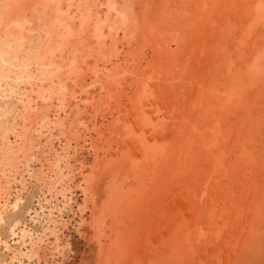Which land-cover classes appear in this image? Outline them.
Here are the masks:
<instances>
[{"label": "bare ground", "instance_id": "1", "mask_svg": "<svg viewBox=\"0 0 264 264\" xmlns=\"http://www.w3.org/2000/svg\"><path fill=\"white\" fill-rule=\"evenodd\" d=\"M22 1L0 0V28L4 26L0 33V98L11 99L12 93L19 90L21 107L19 111L16 109V116H11L13 121L18 119L17 127L11 132L0 129L4 141L0 149V173L4 181L0 185V230L8 206L14 210L22 204V196H16L11 205L8 204V198H5L8 186L20 166L28 169L29 164L38 159H35L40 147L37 142L43 137L45 151L53 153L52 162L44 150L40 153H44L49 167L58 169L56 179L60 180L62 193L80 190L83 199L77 206L81 213L90 207L88 204L92 205L89 226L100 244L101 262L112 264L117 259V264H132V257L136 258L133 248L123 249L121 244L124 241L114 248L101 244L106 218L119 223L125 217L128 222L135 220L133 227L125 231L128 236L135 235L130 243L139 245L136 249L140 247L143 255L151 256L148 259L150 264L172 263L171 259L174 263L216 264L221 260V263L228 264L231 249L222 251L226 246V233L230 235V243L232 236L246 239L254 211L245 206L247 201L244 204L243 198L248 195V199L251 196L264 197V177L254 166L248 167L251 163L247 156L242 153L234 156V146L230 144L233 129L220 127L224 117L219 114L223 111L220 109L231 102V108L224 109H229L227 113L230 114L235 109L243 110L247 119L244 121L240 115L243 124L252 118L257 119L254 111L246 108L248 98L242 90L246 86L249 89L259 85L264 91V0H196V11L203 14L195 17L201 21L200 27L212 36V44L208 47L205 46L210 38L208 35L209 38L200 40L197 33L183 39L185 43L179 45L177 39L180 35L173 36L174 33H168L163 26L148 21L150 9L154 6L148 2L153 0H27L29 6ZM136 2H143L141 12L134 9ZM228 3L234 6L238 3L242 7L240 16L237 12L239 27L235 23L241 29L240 35L236 33L237 37L226 33L223 23L212 18L215 13L211 9L225 4L229 6ZM225 6L224 20L229 21L227 17L231 12ZM28 13L31 18L27 17ZM169 14L168 20L171 18ZM192 18L190 22H193ZM32 20L36 22L33 31L29 26ZM245 20L249 21L247 25ZM187 21H180V25L186 26L183 29L191 24ZM137 32L143 36L141 49L150 48L152 51L151 59L146 57L143 49L144 54L139 58L120 57L119 36L130 40ZM249 36L256 37H253V45L248 44ZM26 38L34 46L33 50L24 48ZM173 42L181 47L180 52L173 54ZM230 45L234 47V57L232 54L228 57ZM200 47L202 50H198ZM24 49L26 56L21 55ZM191 54L196 59L192 69L184 61ZM173 55L182 83L190 76L194 77L193 82L201 83L199 89H193V94L189 93L191 87L181 90L176 85L178 79L173 61L171 64L168 61L167 69L165 63H161ZM127 78L134 84V92L124 103L119 97ZM221 78L223 83L218 80ZM239 97L243 101L241 106L234 103ZM14 108L12 105L4 116H10ZM99 115L101 120L98 123ZM212 116L214 120H211ZM240 118L234 121L235 130L239 131ZM106 119L107 123L104 122ZM9 133H16L19 139L16 145L9 142ZM54 140H57L58 149L54 147ZM84 151L92 154L91 165L78 158ZM74 156L75 163L70 164V158ZM245 160L249 163L243 168ZM259 164L264 167V161ZM39 172H42L41 168ZM249 172L251 175L247 174ZM261 177L263 181L258 182ZM76 178H79L77 182ZM94 181L104 186L108 184L106 200L101 206L92 190ZM133 181L135 185L131 183ZM50 182L53 183L52 179ZM254 206L258 211L261 205ZM19 221L12 218L8 223L9 232L14 233ZM2 240L0 232V242ZM36 254V250L31 252L29 258ZM118 259L122 261L118 262Z\"/></svg>", "mask_w": 264, "mask_h": 264}, {"label": "rangeland", "instance_id": "2", "mask_svg": "<svg viewBox=\"0 0 264 264\" xmlns=\"http://www.w3.org/2000/svg\"><path fill=\"white\" fill-rule=\"evenodd\" d=\"M141 1H143V0H141ZM145 1L148 2L149 0H145ZM165 1H166V3H169V4H167V6L170 7V8H167V6H165L166 3L164 4L163 3L164 2L163 0L162 1L161 0H159V1L158 0H153V1H149L148 2V3H151L150 5H152L154 3L153 4L154 6L151 7V9H150L148 21L151 20L154 25L156 24V25H159L161 27L163 26L164 28H166V30L168 31V33H170V32L174 33L173 36L180 35L178 37V39H177L178 42H179V45L181 43H185V40H183V39H185V38H188L189 39L190 36L192 37V35H196L197 33H198L197 34V38L198 39L200 38V40H201V38L202 39L209 38V37H207V35H208L207 34V30L205 28L200 27L201 21L198 19V17H195L196 15L199 16V15H202L203 14L200 11H196V7H195L196 5L194 3V2H196V0L195 1L194 0H165ZM185 1H186V3H184ZM22 2H26L27 3V0H24ZM224 3H226V2H224ZM29 4L30 3H27V6H29ZM162 4H164V5L162 6ZM237 4H235V6H234V5H229V3H228L229 6H225L226 5L225 4L222 7H219V8L217 7V8L211 9V11L213 13H215L214 16L211 15L212 18L215 17V19H217V20L219 19L218 20L219 23H223V25H224V28H223V26H222V28L224 30L226 29V33L231 34L232 36H236V33H237V36L240 35V30H241V29H239V28L236 27V24L238 26L239 21H240L239 20L240 17H238L239 18L238 19L237 16H238V13H239V16H240V11H241V8H242V7H239ZM224 6L226 8H228V11L229 12L232 13V14L229 13V16L227 17L228 19H230L229 21L228 20H224V17H225L224 12H223V7ZM233 6L236 7V8H234ZM143 7H144L143 6V2L142 3L141 2L140 3L136 2L134 9H136L137 12H141V10L143 9ZM175 9H177V10H175ZM188 9H190V10H188ZM194 9H195V11H194ZM234 9H235V11L233 12ZM171 10L174 12V14H173V12ZM188 11H190V12H188ZM184 12H185V14L183 15ZM169 13H171V15ZM181 13H182L183 17L181 15ZM168 14H169V18L171 16V18L169 20L167 19L168 18ZM27 15H28L27 17H30L31 18V15L29 13ZM173 15H175V16H173ZM179 15L181 17H179ZM186 16H189L190 18L189 17L187 18ZM175 17H177V18H175ZM157 18H159V19H157ZM181 18H183V19H181ZM191 18L194 19L193 22H190L191 21ZM160 19H162V20H160ZM185 19H187L191 24L187 21L190 25H188V27L186 29H183L186 26L183 27V25H180V21L181 22L182 21H185ZM163 21H165V22H163ZM167 21H169V22H167ZM247 21L245 20V22H246L245 25L248 24L249 21L248 22ZM194 23H196V24L194 25ZM228 24L230 26H228ZM35 25H36V22L34 20H32V23L29 25L30 28L32 29V31L34 29H36ZM233 26H235V28H236V29L234 28L235 30H232L233 29ZM3 27L1 26L0 33L4 29ZM196 27H197V29H196ZM192 30H194V32ZM141 34L142 33L137 32L135 34V37L133 39H130V40L129 39H124L121 36H119L118 42H117V47H118V49H120V57L123 58L124 56L125 57H128L129 56L128 58L130 59L133 56V57H136V58L138 57L139 58L142 54L145 53L146 54V57L148 59H151V57H152V51L150 50V48L145 49V51L147 50L148 52L147 51L145 52L143 48L142 49H143V52L144 53L141 51L142 50L141 47H143V45H144L143 39H142L143 36H141ZM144 34H146V33H143V35ZM208 36H210V35H208ZM211 37L212 36H210L209 40L207 41L208 44L206 43L205 46L209 45L210 43L212 44V38ZM253 37L254 36H249L248 37V39H249L248 44L250 43V45H253V43H252ZM27 38L24 39L26 41V44L24 45V48L26 50H28L29 48L31 50H33V47L34 46H32V45L29 44L28 39H30V38H28V39ZM33 38H36V37L34 36ZM254 38H256V37H254ZM171 44H172L171 45V49L174 48L173 49V54H175L176 52H180V48H181L180 46H176L174 44V42L171 43ZM230 47L232 48L233 46L230 45L229 48ZM202 48L203 47H200V48H198V50H202ZM229 48L227 49L228 50L227 52H230V53H228V57H232V56L234 57V56H236V54L234 52H232V51H234V47H233V49H229ZM25 49L21 53V55H23V56H26V52H25L26 50ZM230 54H232V56H229ZM174 56L175 55H173L167 61L164 60L161 63L163 64V62H164L165 65H166L165 68L167 69L168 61L170 62V64L173 61L172 65H174L173 68H174V71L176 73L175 76L178 79L176 81L177 82L176 85H179V87H180L181 90H184V89H187V88H190L191 87L189 89V93L191 94V92L193 91V89L194 90L195 89L197 90L202 85L199 82H193V80H195L193 76H190V79L192 78L191 80L189 79V80H186L185 82L182 83V80L180 79V76L181 75H178L177 74L178 73V71L176 70V65L177 64H176V62H174V58H175ZM191 59H193V61ZM195 60L196 59H195V57H192V54L189 56V58L187 56V59H184L186 65L190 66L191 69H192V67L194 68V65H196ZM165 65H163V66H165ZM158 67L160 68L161 67V64H159ZM31 70H32V68H31ZM196 76H197V74H196ZM200 76H203V75L201 74ZM165 77H167V75ZM200 79L202 81L203 78H200ZM218 80H219V82L223 83V81H222L223 79L222 78L221 79H218ZM189 82H190V85H189ZM133 85L134 84L131 82V79L130 78H127L126 83L124 84V90L122 92V96L119 97L121 100H123L124 103H126L127 99L133 95V92H134ZM191 85H193V86H191ZM260 85L262 86V84H260ZM194 87H196V88H194ZM246 87H248V86H246ZM246 87L243 88V90H242V92L244 91L245 94H246V96H247V98H248V99L245 100L246 105H247L246 108H249V110L254 111V114H255L254 117L257 118V119H253L252 118L251 120L246 121L250 125L249 127H247L248 123L243 124L242 121H241V118L244 119V121L246 119L244 117L245 114H244L243 110H238V109H235L234 110V108H232L234 110V113L233 112H232L233 114L232 113L231 114L230 113H227L229 111V109L226 110L224 108H231L232 105H229V104H231V102H229L231 100V98H230V100H227V102H229L227 104V107H224V108L220 109V110H223L224 111V112L222 111L219 114V117H222V118L224 117L223 118V122H222V126H220V127H222L223 129H227L229 127V130H232L233 129L232 130V138H231V143L230 144L232 146H234V149H232L234 151V156L236 154H239V153H242L245 156H247V161H249L251 163V165H248V167L254 166L256 168V171H258L261 175H263L262 177H264V167H260V164H259V162L264 161V96L262 95V94H264V91H263V89L259 85H253V87L250 86L249 89H247ZM255 89H257V90L255 91ZM18 92H20V91L19 90H15V94L12 93L11 99H9V98H0V105H1L0 106V129H1L2 132L5 129H9V132H11V130H12L13 127H17V124H18V121L17 120L18 119H16L15 121H13V117H11V116H14V115L16 116L18 114V111L21 108L20 105H19V103H18V96H19V93ZM192 94H193V92H192ZM16 97H17V100H16ZM234 101H235L234 103L236 105H240V106H241V103L243 102L242 99H240V97L237 98V99H234ZM238 101L240 103H238ZM250 102H252V103H250ZM11 104L13 106H15V108L13 110L14 112L10 116H8L6 118L4 116L5 111L7 113H9L8 110H11V106H12ZM196 110H199V109H196ZM259 113H261L262 116L259 115ZM227 115H229L230 117L229 118H225V116H227ZM240 115L242 116L241 118H240ZM216 118L217 117L215 115V119ZM238 118H240L239 121H240V124H241L240 125V128H238V129H240V131L239 130H235L236 129L235 128V126H236L235 124L236 123L234 121H238ZM100 120H101V115L98 116V123L100 122ZM211 120H214L213 116H212ZM104 122L107 123V119L104 120ZM19 123H20V121H19ZM251 123H255V124H252L254 126H252ZM232 139H233V142H232ZM8 140H9V142H12L13 145H16L19 142V139L16 137V133H14V134L13 133H9L8 134ZM241 141L243 143H241ZM54 142H55L54 143V147L58 149L57 140H54ZM43 143H44V138L43 137L42 138H39L38 139V142H37V145L40 146L39 149H38L39 152L34 151L35 154L37 152L35 159L37 157H38V159L37 160H34V162L30 163L29 166L27 167L28 169H26V167H23V166L21 167L20 166L18 168L17 174L15 175L14 181H11L10 182V185L8 186V190L7 191H9V192H7L6 195H5V198H8V204L11 205L12 201L14 200V198L16 196L17 197H21L22 196L21 197L22 198V204L20 205L21 207L19 206L18 208L14 209V210L13 209H10L9 208L10 206H8V208L6 209L7 210V212H6V215L7 216L5 215L6 218H4V220L2 221V225L3 226H2V230H0V232L2 233V239H3L2 242H0V258H1V261H2V262L0 261V264H60V263L61 264H105V261L104 262H101L102 260H100V256H101L100 255V251H99L100 250V244L93 237L94 230H92V228L89 226V223H90V220H91V215H90V212H89V210H90L89 208L92 207V205L91 204H88V207H89V205H90V207L87 208L84 212L81 213V212L78 211V209H79L78 206L80 205V203L82 202V199H83V195L80 192V190L79 189H75L73 192L65 191V192L62 193L63 188L60 186V180L59 179L58 180L56 179V178H58V175L56 174L58 169L56 170L55 169L56 167H54V168L49 167V164L44 160V158H45V156H43L44 153L43 152L40 153L41 150H44V152H46L45 151L46 149H45ZM3 146H4V141L0 137V149ZM237 146L239 148H237ZM88 153L89 152L84 151V153H82V155H79L80 157L78 156V158L83 159V161L85 162V164L91 165L92 162H93V156H92L91 153H89V154ZM46 154H47V157L50 158L51 159V162H52V158L51 157L53 156V153L46 152ZM61 155L63 156V153ZM252 157H254V158H252ZM72 158H70V164H74L75 163L74 162L75 159H76L75 156L72 157ZM0 159H1V155H0ZM71 160H73V161H71ZM247 161H246V163H244L245 165L244 164L242 165L243 168L247 167L246 164L249 163ZM253 162H254V164H252ZM256 165H257V167H256ZM39 168L42 169V172L41 173L39 172ZM29 169L31 170L30 172L28 171ZM32 170H33V172H32ZM49 171H50V173H49ZM32 173L33 174H36V176L37 175L38 176L37 177L36 176H33ZM49 174H50V176H49ZM247 174L251 175V172H249ZM44 175H45V177H44ZM46 175L49 176V177H47ZM229 177H230V175H227V178L228 179H229ZM41 178H43V179H41ZM227 178H226V182L228 181ZM0 179H1L0 180V185H2V183H4V181H3V178H2L1 173H0ZM51 179H52L53 183L50 182ZM78 179L79 178H76L75 182H77ZM260 179H258V182H262L263 181V178H262L261 181H259ZM21 180H23V181L20 182ZM55 181H58V182L56 183ZM95 183H97V184H95ZM131 183L135 185L134 181L131 182ZM57 184H59V185H57ZM22 185H24V186H22ZM105 185L106 186H104L103 184H99V181H96V182L94 181V183L92 184V190H94V193H95V195L97 197V200L99 199L97 201V203L98 204L100 203V206L106 200V194H107L108 184H105ZM259 185H262V183H259ZM58 188L60 189V191H59ZM61 195H62V197H61ZM246 195H248V194L246 193ZM98 196H100V197H98ZM261 197L262 196H260V197L251 196L250 199H248L249 198V195H248V197L246 196V199H245V197L243 198L244 204H245L246 201H247V203L249 202L248 204L246 203L245 206L248 205L247 208L250 207L251 210L254 211L253 215L255 217H253V215H252V218L250 217V220H252V221L249 220L250 223H252V225H250L251 230H249L248 228L246 230V232H247L246 233L247 234L246 236L247 237H245V238L247 239L248 242L246 241V239H243L244 237L234 238V236H232L230 238H232L231 240L234 241V242L231 241V243H230V239H229V236L230 235H229V233H226V235L228 237L226 238V241H225L226 242V246H223V250L222 251H225L227 249L228 252H229L230 249H231V251H230V254L231 255H229V257L231 259L228 262V264H243V262H244V264L245 263L246 264H253V263L254 264H264V239H263L264 238V202H262V200H261L264 197H262V198ZM254 199H256V200H254ZM263 201H264V199H263ZM261 202H262V204H261ZM257 203H259L262 206V207L260 206V208H259L258 211H257V208L254 206V204H257ZM260 212H261V214H259ZM11 217L12 218L14 217V218H17V219L20 220L19 221V224L16 227V229L14 230V233L13 234L11 233V231L9 232V230H8V226H9L8 223H11L12 222V218ZM255 218H256V220H255ZM82 219L85 220V222H83ZM122 219H124V220H123V222H119L120 223V225H119V223H116V222L112 221L111 218H106V221H104V231H103L104 234L102 235L103 237H101V240H102L101 241V244L102 245L109 244L111 247L114 248V247L117 246L118 243H120V241H122V242L124 241L123 242L124 244H121L120 243L123 246V249L126 248V247H128V248H133L132 249V252L133 251L134 252L136 251L135 252V255H134L136 258H133L132 257V260H133L132 264L133 263L134 264H138V262H142V261H145V262H147V264H150L151 263V260H148V259H150L151 256L148 255V257H147L144 254L147 257V258H144L145 256L142 254V252L140 250V247H138L136 249V247L139 246V245H136V244L133 245L134 243H130L129 240L132 239L135 235L134 236H130V235L128 236V233L127 234L125 233L126 230H128V229H130V228L133 227V225L135 224L133 222H135V220H133V221L132 220H129V222H128V220L125 217L122 218ZM126 220H127V222H126ZM77 223H79V224H77ZM81 223H82V225H81ZM259 223L262 226H260ZM121 224L122 225L124 224L125 226L122 227ZM258 226H259V229H258ZM21 227H23V228H21ZM75 227H76V230H75ZM253 227H254V229H253ZM25 229H27V230H25ZM230 229L231 228H229L228 230H230ZM259 230H261L263 233L261 231L259 232ZM77 231H78V233H77ZM116 231H118V232L116 233ZM24 232H25V235H24ZM113 232H115V234ZM133 232H135V229L133 230ZM248 236H249V238L251 236L252 237L249 239ZM111 237H112V240H110ZM116 237H117V240H116ZM113 240H114V243L115 244L113 243ZM240 240L242 241V244H241V241ZM243 240H245L246 242H244ZM116 241H118V242H116ZM213 241H214L213 243H215L216 240H213ZM259 241H261V242H259ZM234 243H236V244L233 245ZM243 243H245V247H244V244ZM247 243H248V245H247ZM230 244H232L233 247ZM256 246L259 247V248L257 249ZM238 247H239V250L237 249ZM242 248H243V250H242ZM35 250H36L37 254L35 256L29 258V255L31 254V252H33ZM235 250H236V252H235ZM213 251L215 252L216 250H213ZM251 251H252V253H254L253 254L254 256L252 255ZM102 252H103V250H102ZM236 253H238V254H236ZM128 254H130V253H128ZM130 255L128 256L129 258H130ZM244 255H245V257L243 259V256ZM238 256H240V257H238ZM160 257L162 258V255L161 254H160ZM250 257H253V258H251L249 260L248 259L246 260V258H250ZM242 259L245 260V261H242ZM137 260H138V262H137ZM172 260L173 259H171V262L172 263L169 262L167 264H179V263L180 264H186V263H183V262L182 263L181 262L174 263ZM121 261L122 260H119L118 259V262H121ZM148 261H150V262H148ZM99 262H101V263H99ZM223 263L224 262L221 263V260H220V263L217 262L216 264H223ZM112 264H117V259H115V262H113ZM189 264H194V263H192L190 261Z\"/></svg>", "mask_w": 264, "mask_h": 264}]
</instances>
